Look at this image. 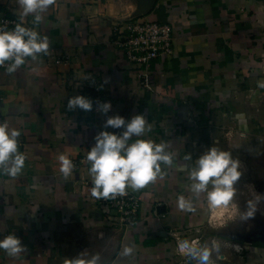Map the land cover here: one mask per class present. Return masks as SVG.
I'll return each instance as SVG.
<instances>
[{
    "label": "crops",
    "instance_id": "crops-1",
    "mask_svg": "<svg viewBox=\"0 0 264 264\" xmlns=\"http://www.w3.org/2000/svg\"><path fill=\"white\" fill-rule=\"evenodd\" d=\"M0 14L20 19L16 0H0ZM131 19L173 28V55L153 61L149 89L114 44L115 26ZM23 26L47 36L51 49L14 73L0 69V123L21 133L25 157L16 177L0 170V240L13 234L27 248L16 257L0 249V264H64L81 253L98 254V264H195L178 253L175 237L205 221L190 172L222 136L246 137L264 119V0H55L40 23L29 15ZM97 83L112 105L107 116L95 108ZM78 95L93 111L68 110ZM137 114L151 128L129 143L165 144L173 163L161 164L162 179L130 188L142 201L136 226L126 227L95 202L86 157L99 132L122 131L104 128L108 116ZM61 154L75 165L67 179ZM179 195L195 211L180 210ZM124 247L133 254L121 256Z\"/></svg>",
    "mask_w": 264,
    "mask_h": 264
},
{
    "label": "clouds",
    "instance_id": "clouds-1",
    "mask_svg": "<svg viewBox=\"0 0 264 264\" xmlns=\"http://www.w3.org/2000/svg\"><path fill=\"white\" fill-rule=\"evenodd\" d=\"M20 9L21 23H17L13 30L0 27V67L8 63L7 72L14 73L26 63L27 58L36 60L39 55L49 54V39L41 38L40 34L23 26V20L29 15L34 16L35 22L40 23L43 14L55 3V0H16ZM107 83V81H105ZM264 88V82L260 84ZM69 111L80 109L86 112L93 111L94 104L89 98L78 95L68 99ZM110 102H98L96 111L107 116L111 111ZM104 128L121 129L117 134L107 130L99 132L95 143L87 154L90 164L89 173L93 186L91 195L96 199H115L117 196L127 195L126 189L139 191L158 177L163 178L161 164L171 166L172 154L166 151L167 145L157 144L150 140L137 139L129 143L133 136L141 137L145 131H150L146 116L137 114L126 120L119 115L108 116ZM21 133L12 129L8 124L0 123V170L3 174L16 177L23 169L25 157L18 150V138ZM192 158L189 153L186 160ZM60 172L67 179L72 175L75 165L65 154L57 157ZM240 161L233 159L230 152L222 151L216 147L207 149L196 161L195 167L190 172L191 193L199 198L202 194L206 197L208 211L214 213L216 209L228 207L232 204L237 194L236 184L241 179ZM247 202V210L242 213V218L250 220L258 212L260 197ZM177 206L182 211H195L191 198L183 195L177 197ZM234 206V205H233ZM216 241L200 244L198 241L184 239L178 241V252L190 258L195 264H213L211 259L214 252L219 251ZM0 249L7 252L10 257H16L25 252L27 248L22 241L13 234L0 240ZM133 254L132 247H124L121 256L128 257ZM80 257L64 261V264H98L99 255L90 259ZM219 258V257H217Z\"/></svg>",
    "mask_w": 264,
    "mask_h": 264
},
{
    "label": "rangeland",
    "instance_id": "rangeland-1",
    "mask_svg": "<svg viewBox=\"0 0 264 264\" xmlns=\"http://www.w3.org/2000/svg\"><path fill=\"white\" fill-rule=\"evenodd\" d=\"M262 121L253 126L246 137L222 136L217 142L218 149L230 152L233 159L240 161L242 176L235 186L237 194L230 206L216 209L214 213L208 211L203 195L207 210L205 221L200 224L203 226L180 236V241L195 240L200 244L210 245L216 241L220 247L211 257L213 264H264V248L255 246L264 241V196L260 197L255 218H242L247 202L264 194V119ZM217 214L221 215L218 219L214 218Z\"/></svg>",
    "mask_w": 264,
    "mask_h": 264
},
{
    "label": "built area",
    "instance_id": "built-area-1",
    "mask_svg": "<svg viewBox=\"0 0 264 264\" xmlns=\"http://www.w3.org/2000/svg\"><path fill=\"white\" fill-rule=\"evenodd\" d=\"M17 23H21V20L13 16L0 14V27H6L7 30L11 31ZM114 34L116 36L114 44L134 69L139 86L142 89H149L151 86L149 73L153 61L163 56L173 55L174 36L172 25L158 21L131 19L125 21L123 25H116ZM29 59H26V63ZM8 63L6 62L0 69H7ZM57 63H69V57L59 58ZM93 89L96 108L98 102H103L100 84H95ZM126 191L127 195L125 196H117L115 199L95 198V202L99 207L113 214L121 225L135 227L140 217L142 198L130 188ZM175 237L178 244L180 237ZM184 257L186 256L184 255Z\"/></svg>",
    "mask_w": 264,
    "mask_h": 264
},
{
    "label": "trees",
    "instance_id": "trees-1",
    "mask_svg": "<svg viewBox=\"0 0 264 264\" xmlns=\"http://www.w3.org/2000/svg\"><path fill=\"white\" fill-rule=\"evenodd\" d=\"M256 245L255 246H257V247H264V242H257V243H255Z\"/></svg>",
    "mask_w": 264,
    "mask_h": 264
},
{
    "label": "bare ground",
    "instance_id": "bare-ground-1",
    "mask_svg": "<svg viewBox=\"0 0 264 264\" xmlns=\"http://www.w3.org/2000/svg\"><path fill=\"white\" fill-rule=\"evenodd\" d=\"M220 216H221L220 214L215 215V217H220Z\"/></svg>",
    "mask_w": 264,
    "mask_h": 264
},
{
    "label": "water",
    "instance_id": "water-1",
    "mask_svg": "<svg viewBox=\"0 0 264 264\" xmlns=\"http://www.w3.org/2000/svg\"><path fill=\"white\" fill-rule=\"evenodd\" d=\"M264 240V239H263ZM264 242V241H263Z\"/></svg>",
    "mask_w": 264,
    "mask_h": 264
}]
</instances>
